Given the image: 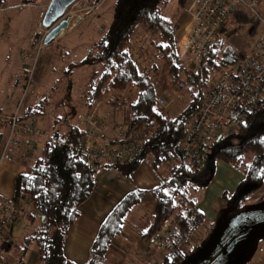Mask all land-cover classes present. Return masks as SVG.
Returning a JSON list of instances; mask_svg holds the SVG:
<instances>
[{
  "label": "trees",
  "instance_id": "trees-1",
  "mask_svg": "<svg viewBox=\"0 0 264 264\" xmlns=\"http://www.w3.org/2000/svg\"><path fill=\"white\" fill-rule=\"evenodd\" d=\"M169 1L112 0V18L100 33L94 47L80 60L85 64L101 65V72L86 95L88 108L106 93L134 85L137 93L135 100L129 102L130 120L154 123L156 126L154 135L144 142L136 155L108 165L121 170L125 167V173H128L147 156L157 172H160L161 164H170L168 174L160 172L161 182L146 189L156 200L151 222L140 232L146 241L156 236L159 229L172 218L186 219L194 211L195 190L210 181L218 159L233 164L243 174L235 190H225L222 193L225 205H235L231 212L242 210L246 200L264 186V128H256V134L250 133L261 116L259 109L264 103V97L245 114L237 130L212 141L202 164L194 163L179 150L178 145L187 122L198 110L202 100L204 91L201 87L215 79L236 56L233 50L220 41L222 38L218 33L207 53L199 59L201 64L197 70L188 72L183 68L184 76H181L175 27L171 19L163 13V7ZM97 2L98 0L89 1V5H95ZM137 25L159 33L161 40L155 45L167 67L170 84L189 92L188 104L173 118L164 116L156 108L155 77L141 69L128 50L130 37ZM37 41L38 37L32 47ZM109 102L115 104L126 101L122 99ZM40 113L41 111H35L30 106L22 109L23 116L35 115L39 118ZM4 125L5 122L0 119V148ZM49 132V137L40 139L39 152L28 163L29 172H20L15 176L11 197L13 202L30 201L44 217H35L24 208L19 211L18 217L26 216L33 226L19 242L13 244L10 237L6 242H2L0 258L5 256L19 262L27 249L33 246L37 254L36 264H78L64 255V240L70 224L80 213L79 206L91 193L99 165L86 164L79 147L82 129L78 124L69 125L63 133L59 130ZM246 153H250L251 157L247 158ZM249 183L251 186L242 190V187ZM146 190L130 191L114 205L101 223L86 261L81 264H108L105 253L114 236L122 232L128 212L139 203ZM263 196L264 191L260 198ZM8 248L14 255L1 252ZM186 256V252L180 250L164 253L161 264H180Z\"/></svg>",
  "mask_w": 264,
  "mask_h": 264
},
{
  "label": "rangeland",
  "instance_id": "rangeland-1",
  "mask_svg": "<svg viewBox=\"0 0 264 264\" xmlns=\"http://www.w3.org/2000/svg\"><path fill=\"white\" fill-rule=\"evenodd\" d=\"M48 1H0V107L4 111H10L20 101L23 109L30 106L35 111H41L38 115V123L49 134L52 130L63 133L72 124H78L81 129L84 127L78 115L89 109L86 104V95L98 78L101 65L85 64L80 60L94 47L100 33L112 18V0H98L95 5H89V1L94 0H76L65 10L64 16L69 24L63 30L64 36L58 41L44 44L42 37L47 27L42 25L41 18ZM183 6L179 0H170L163 7V13L171 19L175 31L178 16L184 13L192 16V11H186ZM256 10L260 13V17L253 11L238 6L220 27L219 36L222 38L220 41L233 50L236 57L247 54L254 40L264 29V0L256 7ZM191 24L192 21L191 23L187 21L181 25L180 30L184 31L183 41ZM176 36L178 38L179 31L176 32ZM36 37H38L37 43L41 42L45 46L38 49L32 80L23 95L21 82L24 77L22 70L24 62L21 61L19 53L21 50L35 49L36 44L32 47L31 41H34ZM160 40L159 33H153L146 27L137 25L130 37L128 50L138 62L139 67L155 77L157 96L164 98L166 102L171 99L166 106L156 102V108L164 116L173 118L186 107L190 95L187 89L170 84L167 67L155 45ZM179 59L181 71L185 68L188 72H193L201 64L199 60L189 62L185 57H179ZM181 76H184V71ZM17 78L20 83L15 84ZM136 93L137 89L134 85L123 90L110 91L101 98L99 106L107 107L111 104L110 100L124 99L126 102L113 106L111 110L117 112L120 120L126 121L131 113L129 102L135 100ZM259 112L261 116L251 130L252 134L258 133L257 129L264 128V103ZM246 157L250 158L251 154L246 153ZM146 160L150 161V157L147 156ZM169 168V163H163L159 166V171L166 175ZM123 171L126 172L127 168L123 167ZM223 172L227 175L226 171ZM238 182L234 184L232 190L224 189L223 192L225 190L232 192L236 189ZM208 183L195 190V207L201 201ZM250 186V183L245 184L242 190ZM263 191L264 186L246 200V204L250 201L246 206L252 209L264 208V196L260 198ZM234 208L235 205L231 206V203L225 205L214 218L210 228V222L204 224L194 247L186 252L187 256L180 264H200L214 255L216 245L224 232L222 229L230 220V213ZM13 225V235L10 240L13 244L19 242L33 226L26 216H19ZM165 226L166 224L157 234L162 235ZM248 228L247 224L241 227L242 231H247V234L238 240L223 264H264V221L253 223L249 231ZM10 250L8 248L4 252L14 255V252Z\"/></svg>",
  "mask_w": 264,
  "mask_h": 264
},
{
  "label": "built area",
  "instance_id": "built-area-1",
  "mask_svg": "<svg viewBox=\"0 0 264 264\" xmlns=\"http://www.w3.org/2000/svg\"><path fill=\"white\" fill-rule=\"evenodd\" d=\"M261 1L194 0L192 24L185 40L183 30H180L176 40L178 56L185 57L189 62L199 60L207 53L231 12L243 6L260 17L256 7ZM37 44L35 49L21 50L19 53L24 62L21 82L23 95L32 80L38 49L44 46L41 42ZM18 83L20 80L17 78L15 84ZM201 88L204 93L199 108L187 122L178 145L183 155L198 165L205 161L212 141L237 130L245 114L264 97V29L247 54L237 56L215 79ZM170 100L166 102L164 98L156 97V102L163 106ZM22 109L19 101L13 110H0V119L5 122L0 160L28 162L37 156L40 139L49 137L47 131L39 125L38 118L35 115L23 116ZM78 118L84 123L79 147L89 166L122 161L136 155L156 129L154 123L145 121L106 118L98 113L95 105L80 113ZM23 208L35 217L41 216L30 201L13 202L11 198L0 194V246L9 239L12 225ZM204 224L203 216L196 210L186 219L173 218L158 237V250L163 253L176 250L184 252L185 246L196 243ZM0 264L31 263L24 257L14 262L12 258L4 256L0 258Z\"/></svg>",
  "mask_w": 264,
  "mask_h": 264
},
{
  "label": "crops",
  "instance_id": "crops-1",
  "mask_svg": "<svg viewBox=\"0 0 264 264\" xmlns=\"http://www.w3.org/2000/svg\"><path fill=\"white\" fill-rule=\"evenodd\" d=\"M193 2L194 0H179L186 11L193 10ZM187 21L191 23L192 16L185 13L178 16L176 32H180L181 25ZM64 34L65 31L53 41L60 40ZM33 42L31 41V46ZM100 100L94 101L90 108L95 105L101 116L120 120L117 112L111 110L113 106L115 107L119 103H111L107 107L104 105L100 107ZM128 120H130V117ZM28 163L29 161L0 160V194L9 198L12 197L14 178L20 172H29ZM222 170L226 171L227 175ZM242 178L243 174L234 165L232 166L223 160L215 162L213 175L209 181L210 183L207 184L209 187H206L201 201L194 208V210L201 213L205 223L210 222L209 228L214 218L225 206L226 202L222 195L223 190H232L234 184ZM160 182V172H157L150 161L146 159L141 160L137 167L128 173L110 164L99 165L91 193L79 206L80 213L68 228L64 240V255L75 263H84L89 255L92 243L98 235L101 223L114 205L128 192L136 189H150ZM155 204V198L146 190L141 195L139 203L128 212L126 222L122 225V232L114 236L108 251L105 253L104 257L108 264H161L164 253L160 252L157 247L160 235L157 234L150 241H146L140 235V232L145 230L151 222ZM13 227L14 225L10 230V239H12ZM192 247H194V244L185 246L184 252ZM1 252L5 253L4 250H1ZM24 258L31 264H36L37 254L33 246L27 249Z\"/></svg>",
  "mask_w": 264,
  "mask_h": 264
},
{
  "label": "water",
  "instance_id": "water-1",
  "mask_svg": "<svg viewBox=\"0 0 264 264\" xmlns=\"http://www.w3.org/2000/svg\"><path fill=\"white\" fill-rule=\"evenodd\" d=\"M76 0H49L41 18V23L47 27L42 37L44 44L53 41L68 26V19L64 16L65 10ZM248 202L247 204H249ZM245 204L242 210L230 213V220L224 227V232L216 245V252L200 264H223L229 253L233 250L238 240L244 238L247 231L241 227L247 224L248 231L253 223L264 221V208H249ZM44 215L41 216L43 218Z\"/></svg>",
  "mask_w": 264,
  "mask_h": 264
},
{
  "label": "bare ground",
  "instance_id": "bare-ground-1",
  "mask_svg": "<svg viewBox=\"0 0 264 264\" xmlns=\"http://www.w3.org/2000/svg\"><path fill=\"white\" fill-rule=\"evenodd\" d=\"M69 24V23H68ZM64 30V29H63Z\"/></svg>",
  "mask_w": 264,
  "mask_h": 264
}]
</instances>
